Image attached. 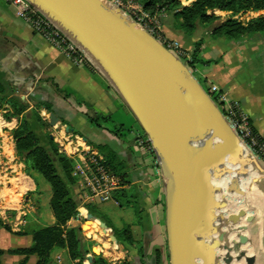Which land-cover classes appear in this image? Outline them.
<instances>
[{"label": "crops", "instance_id": "1", "mask_svg": "<svg viewBox=\"0 0 264 264\" xmlns=\"http://www.w3.org/2000/svg\"><path fill=\"white\" fill-rule=\"evenodd\" d=\"M180 1L186 7L196 0ZM213 14L219 17L215 22L217 25L228 18L236 19V17L249 22L263 16L264 11L246 12L234 16L231 12L215 10ZM176 24L175 17L165 12L162 17L163 33L168 39L180 42L186 53L183 62L195 78L203 88L205 85L207 91L215 85L232 101L238 102L243 113L249 117L253 128L264 139V36L256 40L231 44L221 40L212 41L209 38L212 28L201 29V38L199 35L188 37L175 29ZM202 38L205 39V43L201 48L200 56L210 63L190 66L195 44ZM86 59L89 61L88 66L72 62L43 36L35 33L29 23L19 18L15 6L8 4L6 0H0V80L7 90L15 92V95L29 102L31 108L36 102L52 104L54 113L60 118L57 128L63 127V131L58 134L56 129L51 127L50 131L56 133L54 135L63 138L65 133L76 134L86 138L87 144L92 147V144L107 145L117 152L126 166L130 184L123 187L135 189L138 203L136 208L125 207L130 209L128 222L124 216L116 220L110 219L119 229L125 225L130 226L135 246L129 253L119 245L117 256L111 260L115 263L128 260L130 264H169L166 177L155 154L142 141L147 138L143 137L136 118L124 100L103 71L97 69L87 57ZM93 61L97 64L94 59ZM80 106L87 109V115L78 111ZM42 109L48 113L44 108ZM119 112L122 115H119ZM97 115L111 117L116 124L124 125L127 130L114 134L112 122L106 123L103 127L92 125L89 118ZM17 122L16 120V124ZM67 127H70L69 132ZM127 134H133V139H125ZM241 142L245 163L237 167L239 199L237 206L231 207L230 215L244 212L240 223L245 227L243 231L246 241L243 243L239 240L237 245H240L239 252L245 254L243 259L246 264H248L247 260L249 264H264V162L244 140L241 139ZM14 148L12 154L6 157L12 162L16 155ZM22 164L25 166L23 173L20 170ZM22 164L10 165L8 168L3 165L0 167V217L16 233L24 231L28 226L55 224L50 208L52 192L45 185L39 186L34 178V171L27 174L26 165ZM9 169L15 172L13 178L3 174ZM28 192L33 193L36 201L27 196ZM110 201H113L115 207L123 212L125 208L120 207L114 199ZM98 205L100 204H93L96 209ZM81 209L79 213L85 216ZM23 212L27 215L25 217L27 223L19 230L15 229ZM78 222L76 217L69 226L77 228ZM14 240H20L24 247L32 244L31 235L18 236L1 228L0 247L5 251L2 257L3 264H19L23 260L21 256L9 254L10 250L18 249L13 248ZM138 246L144 248L145 257L142 259L136 254ZM157 252L161 255L160 261L156 258ZM67 257V251L60 250L53 258L52 264H64V259ZM37 261L38 258L32 256L28 264H36ZM69 264L72 262L70 261Z\"/></svg>", "mask_w": 264, "mask_h": 264}, {"label": "water", "instance_id": "2", "mask_svg": "<svg viewBox=\"0 0 264 264\" xmlns=\"http://www.w3.org/2000/svg\"><path fill=\"white\" fill-rule=\"evenodd\" d=\"M27 1L82 48L84 56L103 71L136 118L166 177L169 264H200L196 235L204 220L208 225L217 218L216 211L208 215L213 204L221 208L214 182L232 178L224 202L238 197L237 167L245 163L241 139L219 105L182 60L115 3L35 0L54 12L65 26L62 27L44 7ZM72 33L81 40L73 38ZM49 123L54 129L58 127L60 118L56 113H50ZM242 216L244 212H237L228 218L236 224ZM93 218L88 213L87 219ZM112 240L118 243L115 237ZM240 241L244 243L246 237L242 236ZM231 243L234 245L237 241ZM227 244L219 249L222 252L219 259L215 254V264L221 261L229 264L234 260L232 246ZM244 256L239 252L236 259Z\"/></svg>", "mask_w": 264, "mask_h": 264}, {"label": "trees", "instance_id": "3", "mask_svg": "<svg viewBox=\"0 0 264 264\" xmlns=\"http://www.w3.org/2000/svg\"><path fill=\"white\" fill-rule=\"evenodd\" d=\"M137 1L150 14L162 11L172 14L177 21L175 29L188 37H194L199 29L206 28H212L209 36L212 41L221 40L231 44H237L244 40H256L264 36V15L252 19L248 23L228 18L215 25L219 17L213 14L215 10L231 12L234 16L246 12L264 11V0H196L192 5L186 7L181 4L180 0ZM204 43V38L196 42L190 66L210 63V61H204L200 56ZM84 65L88 66L89 64L84 63ZM212 99L217 104V98L212 96ZM42 108L48 113L55 112L53 105L47 102H36L31 108L29 102L22 100L21 97L15 95V92H9L0 80V110L5 112L4 117L8 122L13 119L18 121L17 128L13 130L16 155L26 165L27 174L31 171L39 173L51 186L50 208L55 219V224L52 226H28L24 231L16 233L0 217V229L4 228L18 236H32L31 246L10 250L9 254L23 257L19 264H28L32 256L38 258L36 264H52V256L56 250H66L72 264H130L128 260L111 263L103 256L96 255L92 250V243L85 239L81 227L72 228L69 226V223L79 215V209L82 206L77 189L78 180L74 176L75 160L61 152L59 145L50 138L47 130L51 126L49 121H46L40 114ZM89 122L98 127L112 122L114 134H120L127 130L124 125H118L111 117L103 115L90 117ZM142 135L147 138L144 131H142ZM92 145L104 156L110 170L121 177L123 186L130 184L126 166L117 152L107 145ZM147 145L154 153L150 142ZM112 198L122 208L135 207L138 203V196L134 188L117 189L113 191ZM85 208L94 217L88 219L87 223H90L89 227L91 226L93 229L92 234L97 241V252L99 249L102 250L101 244L105 247L108 246L104 235L115 237L118 244L129 253L134 249V237L129 225L119 229L111 219L99 213L93 205L86 204ZM82 212L85 217H88L85 209ZM136 249L138 257L144 258V248L138 246ZM4 254L5 251L0 247V264H3ZM167 257L169 261V253ZM156 258L160 261L159 252H157Z\"/></svg>", "mask_w": 264, "mask_h": 264}, {"label": "built area", "instance_id": "4", "mask_svg": "<svg viewBox=\"0 0 264 264\" xmlns=\"http://www.w3.org/2000/svg\"><path fill=\"white\" fill-rule=\"evenodd\" d=\"M6 2L17 8V16L29 23L35 33L43 36L56 48L65 52L67 57L72 59H70L72 62L77 65L86 63V59L78 47L71 43L61 31L27 0H6ZM115 4L123 10L125 9L118 1ZM129 8L127 14L143 29L161 42L180 60L183 61L186 58V53L180 42L169 40L164 36L161 19L165 11L150 14L143 9L138 1L135 2V0H130ZM236 18L239 21L242 20L240 17ZM208 93L211 97L215 96L217 98V104L221 106V111L238 136L264 162V139L255 132L249 117L243 113L239 103L232 101L226 93L222 92L215 85L210 87ZM73 135H70V137H74V141L73 139L69 140V137H64L66 144L63 140L57 139V142L61 146L60 151L75 160L74 176L78 180V192L81 193V207H85L86 204L93 205L97 201L104 203L112 200L113 191L123 187L121 177L110 170L104 156L87 144L82 136ZM79 141L83 146L79 144ZM142 141L144 142V139ZM68 146L71 147L70 150H68ZM26 216V213L23 212L21 218L18 220V224L15 225V229L19 230L21 226L26 225ZM58 260L60 261V258Z\"/></svg>", "mask_w": 264, "mask_h": 264}, {"label": "rangeland", "instance_id": "5", "mask_svg": "<svg viewBox=\"0 0 264 264\" xmlns=\"http://www.w3.org/2000/svg\"><path fill=\"white\" fill-rule=\"evenodd\" d=\"M111 1L112 3H116V1H118L121 6H124V10L126 11L127 13V10L130 9L129 6H130V0H109ZM135 2H137V0H135ZM237 19V18H236ZM241 22L243 23H248V21L246 19L241 20ZM59 30V29H58ZM60 31V30H59ZM195 35H199L200 38H201V29H199ZM165 36V35H164ZM73 38H75L74 36H72ZM166 37V36H165ZM167 38V37H166ZM168 39V38H167ZM171 40V39H169ZM71 43H73L72 41H70ZM54 46V45H53ZM55 47V46H54ZM81 47L79 46V50ZM58 49V48H57ZM59 50V49H58ZM61 51V50H60ZM83 50H81L82 52ZM62 52V51H61ZM64 55H66L65 52H62ZM83 54V52H82ZM88 54V53H87ZM84 55V54H83ZM67 56V55H66ZM85 59H86V56H84ZM68 58V57H67ZM71 59V58H69ZM72 60V59H71ZM86 63H89V61L86 59L85 60ZM76 64V63H75ZM84 65V64H83ZM204 88L205 90L207 91V88L205 87L204 85ZM34 104V103H33ZM34 107V106H33ZM32 107V108H33ZM221 109V107H220ZM78 111H80L82 114H86L88 113L87 112V109L84 108V107H79ZM45 111H43V109L40 110V114L42 115L43 118H45L46 121H49L50 120V115L49 113H44ZM132 113V112H131ZM5 112L0 110V120H2V122H4L5 124L2 125L1 129H0V167L1 165H3L4 167L8 168L10 167V165H20L22 164L20 159L17 157V155H15V160L12 162V161H9L8 158H6L8 155H11L12 154V149L13 147H15V142H14V139L13 138V130L17 128L18 126V122L16 124V119H13L11 122H8L5 117ZM87 115V114H86ZM119 115H122L120 112H119ZM15 123V124H14ZM140 127V126H139ZM141 128V127H140ZM51 129V128H50ZM47 130V133H49L50 135H53L54 136V140L55 142L59 145V148H61L60 144L57 142V139L58 140H63L65 142V139L64 137L68 138L69 140H72L73 141L75 140L74 137H70V135L74 136L73 134H70V133H65L63 134L64 137H60L58 135H54L56 133H54L53 131H50ZM142 130V129H141ZM56 131H57V134L58 132L60 133L61 131H63V127H59V128H56ZM143 131V130H142ZM60 135V134H59ZM125 139H133V134H127L125 137ZM148 138L147 140H144V143L148 144ZM13 143H14V146H13ZM66 144V142H65ZM79 144H81L83 146V144L79 141ZM71 147L68 146V150H70ZM150 148V147H149ZM14 151H15V148H14ZM16 153V151H15ZM245 153V152H244ZM5 154V155H4ZM247 154V153H246ZM14 169V168H12ZM21 172H25V166L22 164L21 168H20ZM14 171V170H13ZM255 171V170H253ZM20 172V171H19ZM2 173V172H1ZM4 176L5 174H7L10 178H13L12 176L15 175V172H11V169H9L8 171H6V173H3ZM35 176V180L38 181V184L39 186L41 185H45L46 187L49 188V191H51V186L49 185V183L39 174V173H36L34 172ZM229 179V180H228ZM230 179L232 178H224L222 180H217L214 182V184H216V188H218L219 191H217V200L218 203H219V206H221L220 209H217L215 208L214 206V202H212L211 204H213V207H212V210L211 211H208V215H212V213L215 214V211H216V215H217V218L212 221V223L210 222V224L206 225L207 224V220H205L204 224H203V231L206 235V239L205 241L202 239V236L199 237V241L201 242V244L203 245V251H204V254H203V261L206 263L208 259H205L208 258V255H209V261H213L215 258V254H216V259H219L220 255H221V250H219L220 248H222L223 244H227L232 246V252H231V255H233V257L235 256L237 258L238 256V253H239V250H240V245H237V244H232L231 241H239V239H241L242 236L245 237V234H244V231L241 230V226H242V223H240L239 221L236 222L237 227H238V233H233L234 231L232 230V222L229 220V216H230V213L232 212L231 211V207L233 205L237 206V203H238V197H233V198H228V200L226 201V203L224 202V196L226 195L227 191H228V188L230 186ZM212 185L213 182L212 180L210 181ZM79 193V192H78ZM81 195V193H79V196ZM27 196L32 198L33 201H36L34 195L32 192H28L27 193ZM222 197V198H221ZM15 198V196H14ZM7 201L9 202V198H7ZM223 201V202H222ZM222 202V205H220ZM97 203H99L100 205H98V208L96 209L99 213L103 214V215H106L109 219L112 218V219H117L118 217L120 216H124L125 217V220L126 222H128L127 220L128 219V216L130 215V209L128 208H125L123 210V212H120L121 210L116 208L115 205H114V202L113 201H110L108 203H101L99 201H97ZM82 209H85L87 213L88 210L85 208V207H81ZM81 209V210H82ZM215 209V210H214ZM217 209V210H216ZM221 213V214H220ZM83 214V213H82ZM84 215V214H83ZM220 216V217H219ZM224 216V217H222ZM227 216V217H226ZM225 218V219H224ZM14 220V219H13ZM77 220L79 221L78 222V227L80 226L81 229H82V232H83V235L85 237V239L87 241H89L90 243H92V250L93 252L95 251L97 254L96 255H101L103 256L105 259L108 258L110 259L109 262L111 263H115L113 262L111 259H113L114 257L117 256L116 252H118V247H119V244H116L113 242L112 240V237H108L106 235H104V239L105 241H108V246H104V245H100L102 247V250L99 249V251L97 252V241L95 240L94 238V235L92 234V227L90 226L89 227V224L87 223L88 219H86L85 216H82L80 213L79 215L77 216ZM226 221V222H225ZM218 224V225H217ZM229 224V225H227ZM235 224V223H234ZM222 226V227H221ZM229 226V227H228ZM236 227V226H235ZM232 230V231H231ZM225 231V232H224ZM230 231V232H228ZM240 232V233H239ZM219 235H218V234ZM225 233V234H223ZM215 234V235H214ZM209 236V237H208ZM218 238V239H217ZM221 238V239H220ZM230 239V240H229ZM202 240V241H201ZM220 241L219 243L216 242V241ZM223 242V243H222ZM209 243V244H208ZM221 244V245H220ZM19 247H24V245L20 242V240H14V245H13V248H19ZM213 247H215V249H213ZM212 248V249H211ZM216 248L218 250H216ZM244 249V248H243ZM60 250H56L54 253H53V258L56 256V253L59 252ZM216 252V253H215ZM9 256V255H8ZM116 259V258H115ZM235 259V258H234ZM243 261H241V264H246V261L244 259H242ZM232 261V260H231ZM231 261L229 263H231ZM69 258H65L64 259V264H69ZM220 262V260H219ZM221 264H224L222 261L220 262ZM17 264V263H15Z\"/></svg>", "mask_w": 264, "mask_h": 264}, {"label": "bare ground", "instance_id": "6", "mask_svg": "<svg viewBox=\"0 0 264 264\" xmlns=\"http://www.w3.org/2000/svg\"><path fill=\"white\" fill-rule=\"evenodd\" d=\"M32 1H34L35 3H37V5L39 6V7H44V9H45V11L48 13V15L56 22V23H58L60 26H62V27H65V26H63L62 24H61V22L59 21V20H57V17L58 16H56V14H54V12H52V11H50L48 8H46L43 4H41L40 2H38V1H35V0H32ZM66 29V28H65ZM67 30V29H66ZM71 34V33H70ZM72 36H74L77 40H81V37L79 36V35H77V34H73L72 33ZM89 54V53H88ZM89 56H91L90 54H89ZM92 57V56H91ZM0 123H2L1 122V120H0ZM3 124V123H2ZM222 198V197H221ZM219 200V199H218ZM223 202V201H222ZM222 202H221V204L220 205H222ZM226 203V202H225ZM221 214V213H220ZM220 217V216H219ZM222 217H224V216H222ZM227 217V216H226ZM225 219V218H224ZM204 222H205V220L202 222V225H201V228L198 230V233H197V245H198V247H199V250H200V256H199V259H198V261H199V263L200 264H215L216 262H215V259L213 260V261H209V255H208V258H206L205 257V259H208L207 260V262L205 263L203 260V254H204V249H203V245L201 244V242L199 241V237L200 236H202V239L205 241V239H206V235H205V233H204V231H203V224H204ZM226 222V221H225ZM93 223V222H92ZM96 224V223H95ZM218 225V224H217ZM227 225H229V224H227ZM237 225L238 224H232V230L234 231L233 233H235V235H236V233H238V227H237ZM236 226V227H235ZM239 226V225H238ZM222 227V226H221ZM229 227V226H228ZM231 230V231H232ZM225 232V231H224ZM228 232H230V231H228ZM240 233V232H239ZM218 234V233H217ZM220 234V233H219ZM218 234V235H219ZM223 234H225V233H223ZM215 235V234H214ZM209 237V236H208ZM218 239V238H217ZM221 239V238H220ZM230 240V239H229ZM235 240V239H234ZM233 240V241H234ZM240 240V239H239ZM202 241V240H201ZM216 242H220L219 240L218 241H216ZM223 243V242H222ZM209 244V243H208ZM221 245V244H220ZM212 249V248H211ZM234 255V254H233ZM232 255V256H233ZM233 258H235L234 260H232L231 261V263H229V264H241V261H243L242 259H240V260H238V259H236V257L234 256Z\"/></svg>", "mask_w": 264, "mask_h": 264}]
</instances>
